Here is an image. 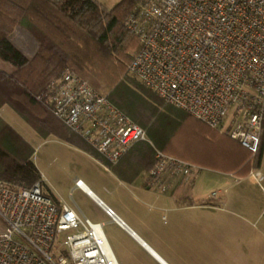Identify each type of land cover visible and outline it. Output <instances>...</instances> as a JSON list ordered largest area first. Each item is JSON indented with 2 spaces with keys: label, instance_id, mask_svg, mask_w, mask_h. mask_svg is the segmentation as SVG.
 I'll return each mask as SVG.
<instances>
[{
  "label": "built area",
  "instance_id": "2783aa9c",
  "mask_svg": "<svg viewBox=\"0 0 264 264\" xmlns=\"http://www.w3.org/2000/svg\"><path fill=\"white\" fill-rule=\"evenodd\" d=\"M125 27L137 41L126 72L165 103L225 133L255 153L264 118V0H142ZM54 117L107 163L136 142L152 145L143 127L70 69L47 86ZM141 174L149 189L195 179L200 167L154 147ZM256 182L258 171H250ZM74 187L85 193L82 180ZM215 191H211V195ZM111 221L134 233L114 210L94 199ZM0 264H118L103 223L54 202L39 182L0 179ZM127 226V227H126Z\"/></svg>",
  "mask_w": 264,
  "mask_h": 264
},
{
  "label": "trees",
  "instance_id": "16d2710c",
  "mask_svg": "<svg viewBox=\"0 0 264 264\" xmlns=\"http://www.w3.org/2000/svg\"><path fill=\"white\" fill-rule=\"evenodd\" d=\"M140 1L117 0L107 8L97 0H0V107L8 105L43 138L56 135L98 159L99 155L52 115L45 101L47 86L67 68L93 88L103 86L107 98L143 127L152 143L138 141L115 164L106 162L118 177L131 181L151 168L154 147L195 163L194 146L203 141L234 154L233 174L245 175L257 168L264 153V118L258 149L252 153L225 133L165 103L126 74L131 58L128 50L138 44L124 21ZM135 103L140 110L131 109ZM34 151L0 116V179L24 187L39 182L45 188L33 161ZM222 168L229 169L225 164Z\"/></svg>",
  "mask_w": 264,
  "mask_h": 264
},
{
  "label": "rangeland",
  "instance_id": "374dc122",
  "mask_svg": "<svg viewBox=\"0 0 264 264\" xmlns=\"http://www.w3.org/2000/svg\"><path fill=\"white\" fill-rule=\"evenodd\" d=\"M97 1L107 8L117 2V0ZM134 50L133 48L129 49L128 53L131 55ZM133 80L137 81L135 78ZM98 91L105 94L106 90L101 86ZM8 109L10 115L5 114L4 117L30 141L35 149L33 161L49 189L73 206L80 214L91 220L103 222L105 235L109 231L120 241H128L123 232L115 229L112 224H106L108 218L87 194L74 187V179L80 178L99 198L112 206L117 212L120 208L117 204L124 199L122 197L127 196V194L132 196L136 190L131 188L126 190L121 187L110 172L104 168L105 166L110 170L108 166L110 163L106 164V161L100 155L98 159L102 158L99 161H103L104 166L89 157L83 152L86 150L77 145L70 143L83 151L69 146L52 134L45 138L39 136L11 108ZM131 109L137 111L140 110V107L135 103L131 105ZM21 128H26L28 132L23 131ZM253 170L260 173L261 179L257 182L248 181L245 184V191L236 193L237 190L232 189L231 200H224L219 204L216 202L218 200L216 198L219 197L216 190L218 188L223 190V185H209L201 178L197 181L196 187L200 194L203 196L209 194L208 202H205L206 205L217 207L206 211L207 225L204 228L201 227L200 230H196L191 227L188 233L184 231V235L185 240H189L192 251L197 249V246L200 247L201 255H205L209 262L207 264H264V157H262L257 168L248 170L247 175ZM144 171H141L140 174ZM196 178L198 179V176ZM141 181L139 178L137 183ZM171 188L172 186L165 191ZM43 189L45 190V188ZM211 190H215V194L211 195ZM158 191L150 189L148 195L153 197ZM224 193L226 194V192ZM139 200L142 202L144 199ZM146 204L145 208H150L155 215V225L160 230L169 232V225L173 221L171 218L172 213L163 210L156 215L154 212L156 204L153 203V200L149 199ZM122 210H125L123 205L121 206ZM3 228V223L0 221V231ZM177 232L176 230L175 233ZM199 234L200 238H198Z\"/></svg>",
  "mask_w": 264,
  "mask_h": 264
},
{
  "label": "crops",
  "instance_id": "0c3cea01",
  "mask_svg": "<svg viewBox=\"0 0 264 264\" xmlns=\"http://www.w3.org/2000/svg\"><path fill=\"white\" fill-rule=\"evenodd\" d=\"M8 108H10L8 105H2L0 107V116L6 122H8L26 141L30 143V141L26 139L25 136L22 135V133L4 117L5 114L10 115V110ZM21 129L28 132L26 128ZM54 136L60 140H63L56 135ZM63 141L73 148L82 150L77 146L71 145L65 140ZM203 143L204 144H201L196 148L194 146L195 152L194 154H192V157L197 162L195 161V163H193L187 160L200 167V170L198 172V179H175L170 190L158 191L157 194L153 197L148 195L150 189L143 185V181L137 183L139 178L142 180L140 174L141 172L136 177H134L133 180L127 181L118 177L113 171L105 167L102 162L97 160L88 152L82 150L93 160H95L99 164H102L106 171L110 172L113 178L118 181L121 187H124L126 190H130V188L136 190V192L134 191V195L132 194V196H130L127 194V196L122 197L124 199L121 200V203L117 204L120 206L119 212H117L112 206L106 203V205L112 208L116 215L134 233L133 236L130 235L127 231H125L123 228H121L115 222L111 221L106 216L108 218L106 219V224H112L115 229L123 232L128 238V241L123 242L116 238L113 233L109 231L108 233L106 232V239L113 251L118 264L209 263L205 255H201L200 247L197 246V249H195L194 251L191 250L190 242L189 240H185L184 235V231H187L188 233L191 227H194L196 230H200L201 227L204 228L207 225L206 211L216 209L217 207L214 205H206L205 202H208L207 200L209 198V194L206 196L200 194L199 190L196 187L197 181L199 180V178H201V180H203L205 183H209V185H223L224 188L223 190L221 189L222 191L220 190V188L216 190L218 191L217 194H219V197L216 198L218 199L216 201L218 204L224 200H231L232 189H236V193H238L239 191H245V184L248 181H256L247 174H232V170L230 169L233 168V166L231 163L236 160H234V154L227 150V148H223L221 145L211 148L209 147V145L207 146L205 141H203ZM192 157L190 159H192ZM262 157H264V153H262ZM224 164L225 166L229 167V169H223L222 167L224 166ZM41 178L45 184V189L51 191L46 185L42 175ZM84 185L85 187L87 186L85 183ZM86 188L88 189V191H91V193L96 198L104 202L92 189H90L88 186ZM224 192H226V194ZM53 194L58 201L66 202L55 195V193ZM87 195L94 201L93 197H91L89 194ZM141 198L144 199L142 200V202H140L139 200ZM149 199H152L153 203L156 204L154 206V212L156 213V215H158V213L160 211L162 212L163 210L172 213L171 218L173 221H171V224L169 225V232H164L162 229L160 230L155 225L154 213L150 208H145V205H147L146 203ZM122 205L125 206L124 211H121ZM176 230L178 231L177 233H175ZM198 238H200V234Z\"/></svg>",
  "mask_w": 264,
  "mask_h": 264
},
{
  "label": "bare ground",
  "instance_id": "6f19581e",
  "mask_svg": "<svg viewBox=\"0 0 264 264\" xmlns=\"http://www.w3.org/2000/svg\"><path fill=\"white\" fill-rule=\"evenodd\" d=\"M83 183V182H82ZM84 184V183H83ZM87 187V186H86ZM85 187V185H84V188H85V190L88 192V189ZM91 195L93 196V199H96V197L91 193Z\"/></svg>",
  "mask_w": 264,
  "mask_h": 264
},
{
  "label": "water",
  "instance_id": "95a60500",
  "mask_svg": "<svg viewBox=\"0 0 264 264\" xmlns=\"http://www.w3.org/2000/svg\"><path fill=\"white\" fill-rule=\"evenodd\" d=\"M88 194L91 196V197H93L92 195H91V191H88ZM96 199H98V198H96ZM127 227V226H126Z\"/></svg>",
  "mask_w": 264,
  "mask_h": 264
}]
</instances>
